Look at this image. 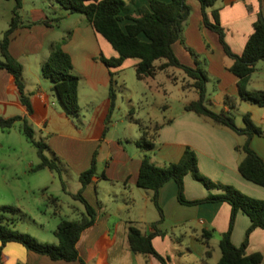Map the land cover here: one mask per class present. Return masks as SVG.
Segmentation results:
<instances>
[{
  "label": "crops",
  "instance_id": "1",
  "mask_svg": "<svg viewBox=\"0 0 264 264\" xmlns=\"http://www.w3.org/2000/svg\"><path fill=\"white\" fill-rule=\"evenodd\" d=\"M125 2L127 7L121 12L123 15L132 16L135 14V8L149 5L148 0ZM187 4L191 10L184 23L183 41L173 43L174 53L183 64L195 67V61H198L206 71L208 76L206 88L211 83V90L208 91L207 88L209 108L216 112H233L238 127L244 125L243 115L250 113L254 123L263 131L261 135L253 136L251 146L264 161V106L238 98V77L228 69L232 59L223 51L218 35L201 24L200 3L197 0H187ZM32 5V9L27 13L29 18L23 19L27 25L16 28L11 35L9 52L23 66L25 91L29 95L33 111L31 114L27 112L19 100L13 77L7 70L0 68V116L20 115L26 117L30 123L37 114L40 117L38 121L40 130L47 133L46 141L43 139L48 146L47 155L49 153L50 156H55L61 164L70 161L69 165L72 166L70 170L76 177L89 167L92 155L96 152V175L82 191V196L95 209L96 218L91 226L82 231L76 243L84 264H162L151 254L133 253L127 241L129 225H134L142 233L148 234L154 231L152 223L159 219V213L151 200L152 191L137 186L138 171L144 154H148L154 164L162 166L177 162L185 148L189 146L196 154L197 167L202 174L215 182L231 185L251 197L264 198V185L245 179L238 171V163L243 154L236 147L243 144L245 137L226 126L217 125L208 118L184 109L191 100L197 98V93L191 86V79H187L184 86L192 89L196 98L183 102L176 114L168 113V106L163 105L165 114L160 118L150 117L148 124L142 123L149 135L155 136L156 146L153 149L144 150L135 144L140 135L134 141L133 148L127 147L126 142L120 138L113 139L106 133L102 136L105 129L103 124L110 106V70L114 72V79L123 70L126 60L135 59L131 61V65L135 67L138 59L127 58L120 66L109 69L100 56L116 57L117 52L105 38L95 32L83 15L77 19L74 26H77L76 29H67L70 35H66V38L64 36L56 38L55 18H50L47 10L35 0L32 1ZM51 6L54 11L58 8L53 4ZM214 10L217 11L219 22L225 32L226 43L234 54H241L249 35L253 32V23L259 14L264 17V0H216L212 7L206 9L211 21ZM22 11L24 0L20 9V12ZM73 14L65 10L60 22L63 23ZM128 22L130 20H123L121 26L124 27ZM59 27L60 25L57 26ZM140 37L144 38L142 35ZM58 42H61L63 50L70 55L73 70L76 71L74 74L79 77V102L82 82L86 88L83 96L86 97L89 109L92 108V112L88 109L86 115L80 114L81 109L74 117L65 114L52 90L51 81L41 74L42 64ZM177 42L183 45L178 52ZM33 62L37 65L39 73L33 72L29 75L27 65ZM162 62L157 60L155 65ZM247 88L264 90V60L257 63ZM53 98L59 102V107ZM237 117L241 120L239 124ZM74 118H77L78 124ZM62 170L66 175L70 173L68 168L61 167L58 172L49 170L50 176L54 180L57 177L63 185V192L74 198L73 195L77 193L80 185L76 192L68 190L64 184ZM45 190L44 199L47 200L49 196L58 198L56 206L52 207V215L57 217L56 226L61 219L74 220L80 217L83 211L79 206L67 203L65 207L61 197L48 194L46 187ZM207 194L208 190L192 175L187 174L184 177L186 199H199ZM159 204L163 210V220L157 225L160 232L153 237L152 244L159 254L167 258V264L217 262L221 254L216 255L212 245L218 244L221 235L228 229L231 206L227 202L182 204L177 199V184L174 180L167 181L159 189ZM39 214V219L37 221L34 219L33 222L42 226L41 212ZM23 221L22 216L16 221V226ZM249 224L248 216L238 212L230 234L234 245H240L244 240ZM205 230L212 231L209 240L212 249L210 256L205 255L206 247L202 240V233ZM246 252H260L263 255L260 264H264V230L261 228L252 230ZM17 262L82 264L80 260H51L45 255L27 250L18 242L6 243L0 264Z\"/></svg>",
  "mask_w": 264,
  "mask_h": 264
},
{
  "label": "trees",
  "instance_id": "2",
  "mask_svg": "<svg viewBox=\"0 0 264 264\" xmlns=\"http://www.w3.org/2000/svg\"><path fill=\"white\" fill-rule=\"evenodd\" d=\"M58 4L69 13H78L85 17L95 32L105 38L117 52L116 57L100 59L110 68L118 67L127 58H136V78L143 80L154 77L158 71L168 67L182 69L192 80L191 86L197 93V98L191 100L184 109L212 120L217 125L226 126L236 133L243 135L245 140L236 149L243 154L238 163V171L245 179L258 185H264V161L252 148L251 140L254 135H261L262 129L257 126L251 118L250 113L243 115L242 127H238L235 117L231 111L216 112L208 107L207 88L208 76L206 71L195 61L196 66H188L180 62L173 50V43L183 41V27L190 14V6L187 0H148L149 5L134 9V15H126L121 12L127 7L125 0H56ZM132 1V0H131ZM201 6V24L218 35L223 51L232 59L228 67L238 77V98L264 106V90H249L247 84L251 74L255 71L259 61L264 60V17L259 14L253 23V32L249 35L241 54H234L225 41V32L219 22L217 11H212L213 20L208 18L206 9L212 7L216 0H197ZM22 0H14V6L8 27L3 31L0 39V68L7 70L13 77L19 94L20 102L25 106L29 114L32 106L29 95L25 91L23 81V66L21 62L9 52V42L13 31L25 26L20 9ZM130 20L124 27L123 20ZM47 23L46 21H44ZM143 36L142 39L140 36ZM163 59L159 65L155 61ZM73 64L70 55L63 50L61 42L56 43L50 50L46 60L41 66V74L52 83V90L61 103L65 114L74 117L79 112L78 84L79 77L72 72ZM109 85V112L114 106L116 93L114 89V72L110 70ZM231 107L233 105L231 104ZM107 120V118H106ZM19 122L20 131L25 138L36 148L39 162L31 167V171L48 169L60 171L61 163L55 156L47 155L48 146L43 139L35 137L34 129L24 116L13 115L9 117L0 116V128L9 130ZM140 137L135 144L144 150L153 149L156 144L155 136L149 135L147 128L139 120ZM106 126L103 135L106 133ZM190 174L200 182L208 194L199 199L188 200L184 196V177ZM96 175V152L93 153L90 165L82 171L78 180L80 188L73 196L84 205V211L79 218L74 220L61 219L53 233L57 238L56 244L37 240L28 233L21 232L15 228L19 218L20 210L11 205H0V263L2 262L3 247L8 242H18L27 250L45 255L51 260L83 261L79 256L76 243L87 227L95 222V209L82 196V191ZM104 177V175H102ZM169 180L177 184V199L185 205H196L207 202H227L231 206L229 225L219 240L220 257L214 264H260L263 255L260 252L247 253L249 234L255 228L264 230V198H254L246 195L235 187L215 182L202 174L197 167V157L194 150L187 146L177 162H170L162 166L154 164L148 154H144L137 176V186L152 191L151 200L159 213V219L152 223L154 231L148 234L142 233L136 226L129 225L127 228V241L133 253L151 254L167 264V258L159 254L152 239L159 234L157 225L163 220V210L159 204V189ZM216 190V192H213ZM49 202L56 206L58 200L55 196L48 197ZM238 212L246 214L250 224L246 229L245 238L240 245H234L231 241V231ZM211 230L202 233L205 244V255L210 256L212 249L210 245ZM16 264H23L17 262Z\"/></svg>",
  "mask_w": 264,
  "mask_h": 264
},
{
  "label": "rangeland",
  "instance_id": "3",
  "mask_svg": "<svg viewBox=\"0 0 264 264\" xmlns=\"http://www.w3.org/2000/svg\"><path fill=\"white\" fill-rule=\"evenodd\" d=\"M32 1L24 0V11L20 12L24 20L29 18L27 13L32 9ZM35 1L47 10L50 18H55L56 38L68 35V28L76 29L77 26H74L77 24V19L83 17L81 14L74 13L71 18L61 23V15L64 14L65 9L56 0ZM51 4L58 7L56 11H54ZM0 5L1 39L2 32L8 27L14 0H0ZM59 25L60 27L57 28ZM179 43L177 42L176 44L177 52L180 47H183ZM131 61H135V59L126 60L123 70L114 77L116 98L114 106L103 124L107 128L106 134L109 137L113 139L120 138L124 143L126 142L129 148H133V145H135L134 141L140 135L138 124L135 120L148 124L150 117L160 118L162 114H165L163 105L168 106V113L176 114L183 102H189L191 99L196 98L195 92L184 86L187 79L190 80V78L182 69L168 67L165 70L158 71L154 77L139 80L136 78L135 67L131 65ZM158 61H163V59ZM37 68L35 62L27 65L28 74L39 73ZM72 72L75 73L76 71L72 70ZM81 85V100L80 102L78 101V104L81 109L80 114L86 115L90 107L86 104V97L84 98L83 96V92L85 93L86 90L84 83L82 82ZM207 88L208 91L211 90V83L208 84ZM54 101L56 106L59 107V102L57 100ZM89 111L92 112V108ZM39 120L40 117L36 114L30 124L34 129L35 137L46 141L47 133L40 130ZM74 121L78 124L77 118H74ZM237 123H241L238 117ZM48 155L50 156L49 153ZM38 162L39 158L36 154V148L21 133L19 122H16L9 130L0 128V205L15 206L21 211L17 217L23 216L24 221L19 222L17 226L15 224L16 229L20 228L21 232L28 233L39 241L56 244L57 238L53 231L57 217L52 215V203L48 199H44L45 187L48 188V194L61 197L65 202V207L67 203H71L79 206L84 211V205L71 195L65 194L60 180L57 177L54 180L50 176L48 169L31 171V167ZM67 162L61 164V167H64V169L66 167L70 171L66 175L64 170H62L65 180L64 184L68 190L76 192L80 182L78 177L74 176L70 170L72 167L69 165L70 161L69 163ZM39 212H41L42 216V226L33 222L34 219L36 221L39 219ZM212 246H214L216 251L215 254L220 255L218 244L213 243Z\"/></svg>",
  "mask_w": 264,
  "mask_h": 264
}]
</instances>
